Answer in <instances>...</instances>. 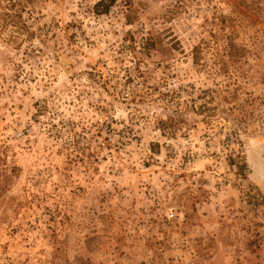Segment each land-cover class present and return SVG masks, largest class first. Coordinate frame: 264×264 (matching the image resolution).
Masks as SVG:
<instances>
[{"label":"rangeland","instance_id":"374dc122","mask_svg":"<svg viewBox=\"0 0 264 264\" xmlns=\"http://www.w3.org/2000/svg\"><path fill=\"white\" fill-rule=\"evenodd\" d=\"M98 1L0 0V264H264V0Z\"/></svg>","mask_w":264,"mask_h":264},{"label":"trees","instance_id":"16d2710c","mask_svg":"<svg viewBox=\"0 0 264 264\" xmlns=\"http://www.w3.org/2000/svg\"><path fill=\"white\" fill-rule=\"evenodd\" d=\"M113 2H114V0H99L95 5V9L98 10L99 7L103 6L104 8H102V9H104V10H101V11L106 12L109 9V7L112 5Z\"/></svg>","mask_w":264,"mask_h":264},{"label":"built area","instance_id":"2783aa9c","mask_svg":"<svg viewBox=\"0 0 264 264\" xmlns=\"http://www.w3.org/2000/svg\"><path fill=\"white\" fill-rule=\"evenodd\" d=\"M170 216H173V213L172 212H170Z\"/></svg>","mask_w":264,"mask_h":264}]
</instances>
